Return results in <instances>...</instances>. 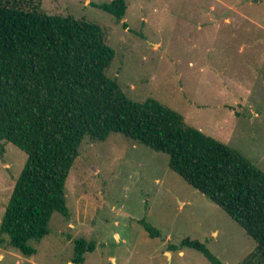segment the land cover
Wrapping results in <instances>:
<instances>
[{
  "label": "rangeland",
  "instance_id": "obj_1",
  "mask_svg": "<svg viewBox=\"0 0 264 264\" xmlns=\"http://www.w3.org/2000/svg\"><path fill=\"white\" fill-rule=\"evenodd\" d=\"M110 1L41 0V9L98 24L115 51L106 75L129 100H156L264 173V0H125L121 22L93 6ZM168 160L120 134L83 140L65 184L69 217L52 215L31 257L0 245V264H210L180 247L185 238L222 264L241 262L255 242ZM25 162L2 145L0 222ZM141 220L160 236L151 239ZM80 238L96 248L73 263Z\"/></svg>",
  "mask_w": 264,
  "mask_h": 264
},
{
  "label": "trees",
  "instance_id": "obj_2",
  "mask_svg": "<svg viewBox=\"0 0 264 264\" xmlns=\"http://www.w3.org/2000/svg\"><path fill=\"white\" fill-rule=\"evenodd\" d=\"M93 6L116 22L127 9L125 0ZM114 57L98 24L49 15L41 0H0V149L10 143L26 155L0 222V245L35 255L52 215L69 217L65 184L83 140L120 134L168 155L169 169L255 242L238 264H264V173L156 100H129L106 75ZM140 223L151 239L160 236ZM73 246L72 262L82 263L96 243L80 238ZM180 247L222 264L197 240L185 238Z\"/></svg>",
  "mask_w": 264,
  "mask_h": 264
}]
</instances>
